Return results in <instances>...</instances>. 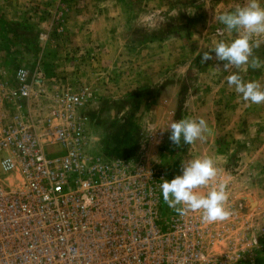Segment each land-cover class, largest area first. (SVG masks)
Masks as SVG:
<instances>
[{"label": "rangeland", "instance_id": "rangeland-1", "mask_svg": "<svg viewBox=\"0 0 264 264\" xmlns=\"http://www.w3.org/2000/svg\"><path fill=\"white\" fill-rule=\"evenodd\" d=\"M243 2L0 0V109L12 108L1 89L14 69L33 71L39 66L41 82L34 89L42 95L40 106H47L62 88L86 90L78 114L85 117L90 150L109 156L144 155L156 168L158 185L179 174L187 159L214 157L216 179L226 181V206L232 214L226 219L227 235L218 236L208 252H226L232 237L239 255L233 264H264V105L246 107L225 80L230 72L240 71L245 79L264 85V43L253 49L261 67L246 71L225 69L226 62L216 59L209 47L216 39L234 35L223 31L215 19L217 11ZM104 12L108 15L102 21L98 17ZM99 22L107 24V34L99 33ZM91 23L93 27H87ZM204 51L212 58L202 61ZM148 64H170L166 75L170 83L158 80L153 87L145 83ZM158 87L168 88L161 90L168 100H149ZM200 108L217 112L216 149L197 147V141L170 142L166 125L182 117L197 118L194 112ZM210 187L196 191L206 193ZM159 201L161 217L177 212L160 191Z\"/></svg>", "mask_w": 264, "mask_h": 264}, {"label": "built area", "instance_id": "built-area-1", "mask_svg": "<svg viewBox=\"0 0 264 264\" xmlns=\"http://www.w3.org/2000/svg\"><path fill=\"white\" fill-rule=\"evenodd\" d=\"M41 74L17 67L1 89L12 108L0 109V264H233L235 238L208 252L227 220L161 217L152 162L90 150L86 90L42 107Z\"/></svg>", "mask_w": 264, "mask_h": 264}, {"label": "clouds", "instance_id": "clouds-1", "mask_svg": "<svg viewBox=\"0 0 264 264\" xmlns=\"http://www.w3.org/2000/svg\"><path fill=\"white\" fill-rule=\"evenodd\" d=\"M215 19L223 26V31L234 33L231 39H216L209 46L216 59L226 62L224 68L243 71L260 68L261 63L253 56V49L264 43V0H244L234 8L217 11ZM211 58L209 51L202 53V61ZM225 80L239 94L246 107L264 105V85L258 80L245 79L240 71L230 72ZM166 127L169 130L168 139L176 145L181 142L192 145L198 140L203 141L210 132L203 117H182L171 120ZM218 173L217 160L212 156L187 159L182 162L179 174L171 179L160 180V195L180 215L192 211L199 212L201 219L208 223L224 221L232 213L226 206L229 196L226 181H217ZM208 185L211 187L206 193L196 191Z\"/></svg>", "mask_w": 264, "mask_h": 264}, {"label": "crops", "instance_id": "crops-1", "mask_svg": "<svg viewBox=\"0 0 264 264\" xmlns=\"http://www.w3.org/2000/svg\"><path fill=\"white\" fill-rule=\"evenodd\" d=\"M24 2H26L27 4H28V2H32V4H33V3H40L41 0H24ZM2 15L3 14L0 12V16H2ZM107 15L108 14L104 12L103 14H101L98 17V19H101L103 21L104 19H106ZM92 23L90 25H87V27H91ZM99 25H101L100 29L102 30L99 33L100 34H107L108 31H109V30H107V24L99 22ZM90 30L91 29L89 28V31ZM89 31H86V33H88ZM95 33H96L95 31L92 32V34H95ZM88 36H89V34H88ZM74 40H76V39H74ZM148 65L150 67L147 68L148 72H146V74L144 76L146 78V82L145 83H147V84H149L150 86L153 87V86H156L157 85L156 82L158 80H160V82H161L160 84L165 82V85H168V83H167L168 80H167L166 75L168 74V70L167 69L170 66V64H148ZM176 65H178V64H176ZM174 85H175V83H173V82L170 84L171 87H173ZM176 86L179 87L178 84H176ZM167 89L168 88H166V90ZM161 90L166 91V90H164L162 88H159V92H158L157 89H156V91L153 92L152 95L150 94L149 100H156L157 98H158V100H161V101L168 100V97H164L163 96L164 93L162 94ZM175 98H176V96L174 97V100L176 101ZM224 113H226V112H224ZM194 114L197 117H203L207 121L209 129H210V132L206 134L205 139L203 141H199V140L197 141L199 143V144H197V147L202 146V147H206L207 149H213V148L216 149V146L214 145L215 142H216V140H214L215 139V133L214 132H216V131H214L215 128L213 129V127H214V125H216V122H217L214 119L215 116H217V112H215L214 110L209 111V110H206L204 108H200L196 112H194ZM210 117H212V118L209 119ZM245 192H247V191H245ZM246 194L247 193L242 194V195L246 197ZM257 201L262 202L261 199H258Z\"/></svg>", "mask_w": 264, "mask_h": 264}]
</instances>
